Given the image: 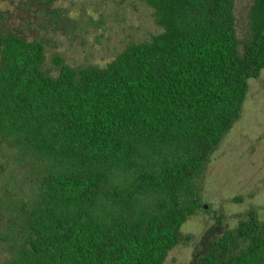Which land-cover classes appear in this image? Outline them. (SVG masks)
Returning a JSON list of instances; mask_svg holds the SVG:
<instances>
[{"label":"trees","instance_id":"obj_1","mask_svg":"<svg viewBox=\"0 0 264 264\" xmlns=\"http://www.w3.org/2000/svg\"><path fill=\"white\" fill-rule=\"evenodd\" d=\"M160 31L73 67L0 32V138L23 169L0 219V264H162L202 207L200 179L264 68V0H141ZM200 264H264V223L238 216Z\"/></svg>","mask_w":264,"mask_h":264},{"label":"rangeland","instance_id":"obj_2","mask_svg":"<svg viewBox=\"0 0 264 264\" xmlns=\"http://www.w3.org/2000/svg\"><path fill=\"white\" fill-rule=\"evenodd\" d=\"M253 0H234L235 29L249 34ZM14 31L44 43L43 69L54 73L60 55L73 67L103 65L127 44L160 31L153 11L141 0H0V32ZM248 88L238 119L212 153L200 179L202 207L180 227L181 240L162 264H200L199 258L238 216L254 209L264 223V68ZM13 152L0 138V219L12 194L26 200L29 188ZM10 252L0 244V259Z\"/></svg>","mask_w":264,"mask_h":264}]
</instances>
